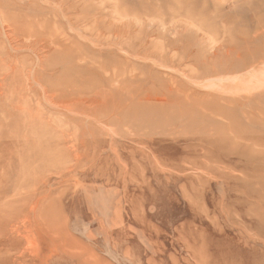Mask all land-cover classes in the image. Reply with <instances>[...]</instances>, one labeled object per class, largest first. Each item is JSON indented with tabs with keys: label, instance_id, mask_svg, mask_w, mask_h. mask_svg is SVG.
I'll list each match as a JSON object with an SVG mask.
<instances>
[{
	"label": "rangeland",
	"instance_id": "rangeland-1",
	"mask_svg": "<svg viewBox=\"0 0 264 264\" xmlns=\"http://www.w3.org/2000/svg\"><path fill=\"white\" fill-rule=\"evenodd\" d=\"M0 264H264V0H0Z\"/></svg>",
	"mask_w": 264,
	"mask_h": 264
},
{
	"label": "bare ground",
	"instance_id": "bare-ground-1",
	"mask_svg": "<svg viewBox=\"0 0 264 264\" xmlns=\"http://www.w3.org/2000/svg\"><path fill=\"white\" fill-rule=\"evenodd\" d=\"M29 246V245H28ZM32 246V245H31ZM30 247V246H29Z\"/></svg>",
	"mask_w": 264,
	"mask_h": 264
}]
</instances>
